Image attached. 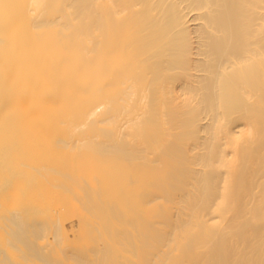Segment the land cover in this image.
<instances>
[{"label":"bare ground","instance_id":"1","mask_svg":"<svg viewBox=\"0 0 264 264\" xmlns=\"http://www.w3.org/2000/svg\"><path fill=\"white\" fill-rule=\"evenodd\" d=\"M0 264H264V0H0Z\"/></svg>","mask_w":264,"mask_h":264}]
</instances>
